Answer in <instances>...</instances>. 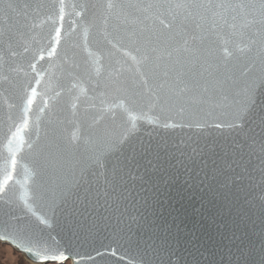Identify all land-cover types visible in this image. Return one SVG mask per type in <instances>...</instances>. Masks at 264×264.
<instances>
[{
    "label": "water",
    "instance_id": "obj_1",
    "mask_svg": "<svg viewBox=\"0 0 264 264\" xmlns=\"http://www.w3.org/2000/svg\"><path fill=\"white\" fill-rule=\"evenodd\" d=\"M105 3L106 0H64V18L60 20V0H0V54L5 59L0 67V185L4 188L0 192V219L7 214V223L0 222V230L6 228L9 234L41 250L64 251L69 255L66 261L71 264H75L77 256L81 258L80 264H136L139 258L135 248L124 244L115 234L130 223V215L155 211L179 240L173 264H186V261L190 264L191 257L187 253L192 251V245L202 254L198 257L200 264H213V261L228 264L227 249L216 245L222 235L230 236L236 230L233 221L240 226L237 235L245 230L254 233L255 243L259 245L264 228L260 213L264 184L260 183L259 172L252 173L254 180L243 181L242 191H237L236 185L230 183L231 193L235 195L229 194V200L233 201L229 209L224 200L225 189L217 188L219 195L209 190L210 186H215L211 180L213 160L219 162V158L232 151L245 135L252 137L250 128L254 129L258 144L260 130L255 125L234 131L213 127L216 123L231 121L227 110H213L204 105L201 111L193 107L191 115L181 116L178 115L180 104L162 112L134 96L141 90L132 59L136 52L127 40L118 44L114 39L116 21L103 7ZM57 28L61 31L58 55L49 57L47 51ZM248 42V36L224 35L205 40L201 47L221 72L227 69L236 79L244 80L250 74L259 77L261 67L257 49L245 48ZM237 47L242 51H237ZM41 50L43 60L38 59ZM10 52L16 55L10 56ZM32 63L36 65L35 72L29 67ZM10 68L24 71L11 72ZM117 70L123 84L121 91L96 86L114 76ZM4 75L11 84L2 80ZM74 84L77 87L74 88ZM257 84V94L264 106V85L259 79ZM32 88L36 89V95L28 106ZM209 112L211 115L207 114ZM140 115L144 118L136 119ZM181 120L193 125L207 122L208 126L202 129L162 127L164 123ZM54 127L61 130L65 141L75 129L81 133L80 139L70 145L65 170L59 173L46 170L38 163L39 150L51 138L50 130ZM101 135L106 138L127 136L123 145L125 155L149 145L155 148L157 144H166V151L176 157H179L177 148L186 153L195 148L196 164L185 160L186 169L177 159H165V151H161L160 161L155 159L154 152H149L146 159L153 164L162 163L165 173L149 169L145 174L146 161L141 160V167L133 169L134 176H144L147 181L144 185L139 180L133 181L134 192H139V212L129 206L122 217L114 209L106 210L103 200L95 208L86 204L87 183L81 182L78 188H65L66 182L74 183L69 172L74 171L79 179L78 162L90 154L92 142ZM200 152L204 153L203 157ZM253 163L258 164L255 157ZM204 165L209 176L206 180L201 171ZM9 175L12 179L4 184ZM159 176H163L167 184L161 182L157 192L152 184ZM89 180L95 184L94 178L84 177V181ZM141 197L148 198V207L143 206ZM25 200L32 211L25 206ZM154 200L159 203L154 204ZM51 202H54V210ZM240 208L243 211L237 216ZM245 213L247 218L241 222L240 217ZM37 216L48 219L50 226L41 224ZM18 225L31 226L33 234L20 231ZM0 243L13 248L28 262L38 264L10 241L0 240ZM224 243L227 244L226 239ZM256 259H259L258 250ZM51 263L56 262H46Z\"/></svg>",
    "mask_w": 264,
    "mask_h": 264
},
{
    "label": "snow or ice",
    "instance_id": "obj_2",
    "mask_svg": "<svg viewBox=\"0 0 264 264\" xmlns=\"http://www.w3.org/2000/svg\"><path fill=\"white\" fill-rule=\"evenodd\" d=\"M103 7L115 18L113 30L117 34L114 37L117 43L127 40L135 49L136 55L132 59L136 65L137 85L141 90L135 92L134 96L144 99L149 107L158 108L162 112L180 104L178 115L181 116L186 113L191 115L193 107L201 111L204 105H208L213 110H227L231 121L212 125L216 129L226 128L234 131L250 125L259 128L258 144L256 133L250 128L253 132L252 137L245 135L240 143H235L232 151L226 152L219 158V162L213 160L211 180L215 182V186H210L209 190L219 195L217 188L225 189L224 200L228 202L231 209L233 201L229 200L230 183L236 185L237 191H242L243 181L254 180L252 173L259 172L260 183L264 184V106L261 105L257 94L259 87L257 79L261 85H264V0H106ZM59 18L60 20L64 18V0H60ZM107 22L108 18L105 17V23ZM224 35L249 37L245 48L249 51L256 48L257 55L261 57L259 77L250 74L247 79L238 80L234 75H230L227 69L221 72L217 65L208 60L207 53L201 46L207 39L222 38ZM60 41L61 31L57 28L55 35L51 37V47L47 51V56L58 55L57 47ZM109 43L112 41L110 40ZM224 51L227 52V49L225 48ZM237 51L242 50L237 47ZM9 55L15 56L16 53L10 52ZM38 59H44L43 50L40 51ZM4 63V56L0 54V67H3ZM29 67L33 72L36 71L35 63L30 64ZM9 71L23 72L24 70L10 68ZM68 74L72 75L71 72ZM119 75L117 70L114 76L106 78L96 86L121 91L123 84ZM2 80L11 84L7 75H4ZM73 87L77 85L74 84ZM59 94L56 93L57 96ZM35 95L36 89L32 88L31 95L27 99L28 106L33 103ZM207 114L211 115L210 112ZM143 118V115L136 117V119ZM206 126H208L207 122L203 124L197 122L193 125L183 120L179 123L162 125L165 129L193 127L202 129ZM80 136V130L75 129L71 133V138L65 141L61 130L52 128L51 138L39 150L38 163L46 170L62 172L66 167V156L70 145L78 141ZM126 140L127 136L123 138L98 136L92 142L90 154L78 162L79 179H76L74 171L69 172L74 183L66 182L65 188H78L81 182H85L87 183L86 204L95 208L100 206V201L103 200L106 210L114 209L123 217L129 206L139 212L137 207L140 203L137 200L139 192H134L133 181L139 180L142 185L147 181L144 180V176H134L133 169L141 167V160L146 161L145 174L149 169L153 172L165 173L162 163L153 164L152 160L146 159L149 152H154L155 159L160 161V153L165 151V159H177L178 163L186 169L185 160L193 165L196 164L197 149L195 148L191 153L177 148L179 157H176L174 153L166 151V144H157L155 148L149 145L143 150L133 149L131 155H125L123 145ZM199 155L203 157L204 153L200 152ZM253 157L258 164L253 163ZM15 163V156H13V167ZM206 169L207 165L201 168V171H204L205 180L209 179ZM85 176L94 178L95 184L91 180L84 181ZM11 179L12 176L9 175L4 184ZM149 179L152 178L149 177ZM237 181L240 184H237ZM161 182L167 184L163 176H159L152 184V188L158 192ZM143 190L141 188V191ZM3 191V185H0V192ZM231 194L235 195V193ZM153 195L155 196V193ZM236 199L238 200L239 197ZM260 199L261 222L264 224V196ZM140 200L144 207H148L147 197H141ZM24 203L28 210L32 211L28 201L25 200ZM51 203L54 210V202ZM158 203V200H154V204ZM241 211H243L242 208L237 210V216H240ZM6 217L7 214L5 218L0 219V222L6 224ZM246 218L247 213L240 217L241 222ZM16 219L19 220V218ZM37 219L41 224L50 226L48 219L39 216ZM129 221L126 228L115 235L127 246L135 248L139 258L136 264H173L172 258L177 254L179 240L166 226L162 216L151 211L148 214L130 215ZM233 225L236 230L232 231L230 236L222 235L220 242L216 245L217 248L223 246L227 249L225 255L228 257V264H264V228L261 229L259 245H257L253 238L254 233L245 230L237 235L240 226L236 221H233ZM18 227L22 232L27 230L29 235L33 234L29 225H18ZM225 239L227 244L224 243ZM0 240L10 241L38 264H46L49 260L55 261L56 264H64V261L69 259V255L64 251L47 248L41 250L27 245L16 235L9 234L6 228L0 230ZM188 244L191 245L192 242L188 241ZM257 250L258 260L256 259ZM187 254L191 257L190 264H200L198 257L202 254L196 245H192V251H188ZM74 259L75 264H80L79 256ZM186 264H188L187 261Z\"/></svg>",
    "mask_w": 264,
    "mask_h": 264
},
{
    "label": "rangeland",
    "instance_id": "obj_3",
    "mask_svg": "<svg viewBox=\"0 0 264 264\" xmlns=\"http://www.w3.org/2000/svg\"><path fill=\"white\" fill-rule=\"evenodd\" d=\"M0 264H33L28 262L21 254L7 244L0 243ZM56 264V263H51ZM64 264H71L65 261Z\"/></svg>",
    "mask_w": 264,
    "mask_h": 264
}]
</instances>
